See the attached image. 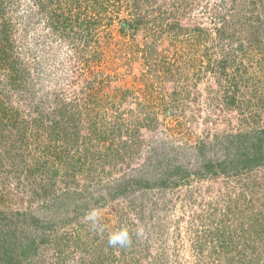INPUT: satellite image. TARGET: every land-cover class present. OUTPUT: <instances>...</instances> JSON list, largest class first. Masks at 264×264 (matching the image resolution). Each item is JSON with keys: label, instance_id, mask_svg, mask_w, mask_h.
I'll return each instance as SVG.
<instances>
[{"label": "rangeland", "instance_id": "rangeland-1", "mask_svg": "<svg viewBox=\"0 0 264 264\" xmlns=\"http://www.w3.org/2000/svg\"><path fill=\"white\" fill-rule=\"evenodd\" d=\"M236 1L0 0V264H264V0Z\"/></svg>", "mask_w": 264, "mask_h": 264}, {"label": "clouds", "instance_id": "clouds-1", "mask_svg": "<svg viewBox=\"0 0 264 264\" xmlns=\"http://www.w3.org/2000/svg\"><path fill=\"white\" fill-rule=\"evenodd\" d=\"M86 219L90 221L93 225H96L99 221V213L96 210H92ZM139 235V233H138ZM108 243L112 247H129L132 244V237L130 235L129 229L127 227H121L117 231L110 233L108 237Z\"/></svg>", "mask_w": 264, "mask_h": 264}, {"label": "trees", "instance_id": "trees-1", "mask_svg": "<svg viewBox=\"0 0 264 264\" xmlns=\"http://www.w3.org/2000/svg\"><path fill=\"white\" fill-rule=\"evenodd\" d=\"M235 1V5L238 7V1H236V0H234ZM134 25V24H133ZM135 26V25H134ZM7 124V123H6ZM244 159V158H243ZM241 160V161H243V162H241V163H243L244 165L242 166L244 169H246V168H248V163L249 162H251V159L250 158H247V160ZM237 164V163H236ZM235 164V165H236ZM165 183V182H164ZM99 223V222H98ZM97 223V224H98ZM102 227H100V229H101ZM34 244V243H33ZM30 246H32V245H30ZM4 249H6V251L5 250H3L2 252L0 251V258L1 257H3L2 255H6L9 251H8V249L7 248H4ZM7 256V255H6ZM7 262H9L10 264H14L13 262L11 263V259L9 260V261H7ZM6 262H3L2 264H5Z\"/></svg>", "mask_w": 264, "mask_h": 264}]
</instances>
